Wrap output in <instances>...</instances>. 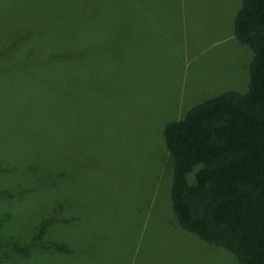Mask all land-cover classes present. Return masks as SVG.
I'll return each mask as SVG.
<instances>
[{
    "label": "rangeland",
    "instance_id": "1",
    "mask_svg": "<svg viewBox=\"0 0 264 264\" xmlns=\"http://www.w3.org/2000/svg\"><path fill=\"white\" fill-rule=\"evenodd\" d=\"M239 2L90 0V23H77L75 0H0V52L30 66L0 77L4 134L42 139L18 122L29 119L28 104L62 116L63 135L38 149L70 175L62 197L84 216L62 232L75 238L72 255L57 252L51 264H237L173 220L163 128L210 96L244 91L251 52L225 18ZM66 49L71 82L59 88V74L44 77L39 63ZM38 116L39 132L47 131L53 118Z\"/></svg>",
    "mask_w": 264,
    "mask_h": 264
},
{
    "label": "trees",
    "instance_id": "2",
    "mask_svg": "<svg viewBox=\"0 0 264 264\" xmlns=\"http://www.w3.org/2000/svg\"><path fill=\"white\" fill-rule=\"evenodd\" d=\"M90 12V0H75L77 23H90ZM234 12L225 18L232 16V35L251 52L249 82L244 91L210 96L164 126V144L173 161L167 195L179 228L230 253L237 264H264V0H240ZM6 49L0 52V77L14 68L27 70L29 65H16ZM67 50L39 63L44 77L59 74L61 81L54 84L59 88L71 82ZM94 105L92 98L89 110ZM40 106H23L31 115L18 122L30 124V133L42 139H11V133L4 134L7 122H0V264H51L57 252L69 258L75 238L62 232L75 229L84 218L78 205L62 197L70 175L57 167L53 152L43 157L38 149L63 135L58 127L62 116L53 107ZM38 113L53 118L47 131L39 132ZM91 154L93 162V149ZM163 189L158 188L165 196Z\"/></svg>",
    "mask_w": 264,
    "mask_h": 264
}]
</instances>
